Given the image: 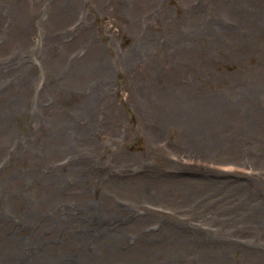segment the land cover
I'll return each mask as SVG.
<instances>
[{
	"label": "rangeland",
	"instance_id": "1",
	"mask_svg": "<svg viewBox=\"0 0 264 264\" xmlns=\"http://www.w3.org/2000/svg\"><path fill=\"white\" fill-rule=\"evenodd\" d=\"M0 264H264V0H0Z\"/></svg>",
	"mask_w": 264,
	"mask_h": 264
}]
</instances>
